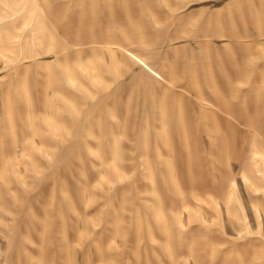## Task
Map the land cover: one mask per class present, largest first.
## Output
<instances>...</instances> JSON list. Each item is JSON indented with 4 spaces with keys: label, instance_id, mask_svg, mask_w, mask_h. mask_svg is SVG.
Segmentation results:
<instances>
[{
    "label": "rangeland",
    "instance_id": "374dc122",
    "mask_svg": "<svg viewBox=\"0 0 264 264\" xmlns=\"http://www.w3.org/2000/svg\"><path fill=\"white\" fill-rule=\"evenodd\" d=\"M0 264H264V0H0Z\"/></svg>",
    "mask_w": 264,
    "mask_h": 264
}]
</instances>
